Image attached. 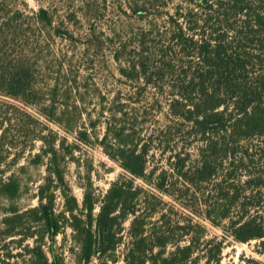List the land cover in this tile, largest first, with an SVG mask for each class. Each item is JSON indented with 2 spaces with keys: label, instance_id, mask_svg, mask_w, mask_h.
Listing matches in <instances>:
<instances>
[{
  "label": "trees",
  "instance_id": "1",
  "mask_svg": "<svg viewBox=\"0 0 264 264\" xmlns=\"http://www.w3.org/2000/svg\"><path fill=\"white\" fill-rule=\"evenodd\" d=\"M42 1L34 11L0 0V97L75 142L2 103L14 113L0 120V167L11 149L15 166L29 143L27 164L44 176L37 205L21 210L25 167L0 168V235L17 238L1 264H62L53 244L66 229L75 264H115L125 234L124 264H200L199 253L218 264L224 241L202 240L190 218L171 220L136 180L235 242H259L264 256V0ZM79 144L99 146L125 173L100 200L87 180L79 202L66 181ZM156 156L165 167L153 180Z\"/></svg>",
  "mask_w": 264,
  "mask_h": 264
},
{
  "label": "rangeland",
  "instance_id": "2",
  "mask_svg": "<svg viewBox=\"0 0 264 264\" xmlns=\"http://www.w3.org/2000/svg\"><path fill=\"white\" fill-rule=\"evenodd\" d=\"M28 5V8L36 11L39 7L46 6V3L42 0H25ZM117 16V13H114V17ZM135 23V21H133ZM59 43V42H57ZM60 44V43H59ZM101 78L107 76L105 73L108 72L107 69L101 68ZM110 72H114L113 67L110 66ZM112 79V78H111ZM8 103L11 105H15L20 107L30 113L31 115L38 117L40 121L47 124L51 129L58 131L61 136H65L66 134L62 132L59 128L55 125L47 123L42 117L39 116L37 111L32 107L24 106L16 101L1 98L0 97V120L7 116L8 112L11 113V117H13L14 111L10 107H6L2 103ZM6 124V123H5ZM11 130H15L12 128ZM17 137V135H13ZM67 141L69 144L75 142L73 135H66ZM77 144V143H76ZM26 150L24 152L23 157L18 161L15 166L10 164L12 157L14 156V152L12 149L9 152V158L2 163L0 168H4L8 170L5 176L10 175L12 172L17 174L18 169L20 166L25 167V171H20L18 176L21 181V195L18 200H16L17 207L21 210L32 208L37 205L36 200V191L37 187L41 184V179L44 176V167L38 166L34 167L27 164L29 151L27 147L29 143H26ZM40 146L39 142L34 144V148L32 153H36ZM17 152V151H16ZM158 155V154H157ZM148 169L152 167L158 168L155 171L153 176V180L157 177L159 169L165 167V158L163 156H156L154 159H150L148 164ZM125 173L123 170L110 160L102 151V149L97 145H84L79 144L78 149L74 150V160L69 161L65 167V178L67 183L69 184L73 195L77 198L79 202L82 200L83 188L84 185L88 182L92 185L93 191L96 195L97 200H100L101 197L105 194L106 190L108 189L110 183L116 180L119 177H123ZM135 184L143 186V188L147 191H150L160 197L163 202L165 203L163 206L164 211L166 212L171 220L178 221V222H185L187 218H190L193 223H199L203 228V238L202 240H210L216 238L217 240H223V250L221 254V260L218 264H242L246 260H258L264 263V256H260L257 254L258 250H261L262 247L259 245V242L252 241L248 243H237L231 237L227 236V234L222 230V226H214L208 220L204 219L201 215L194 214L190 209L181 205L173 197H170L166 194H162L158 192L156 189L153 188L152 185H149L142 180H136ZM63 200L59 192H56V202H55V209L57 211L62 210ZM7 206V203L0 199V232L4 228L2 224V219L5 216L4 208ZM196 208V207H195ZM95 212H97V207ZM159 216L156 215L155 218L157 219ZM125 227H128V223H125ZM11 239L17 238H9L3 237L0 235V264L1 261L6 259L7 251H11L12 254L15 253L14 244L10 243ZM31 243V241H27ZM128 242V236L124 235V244L118 248L117 262L115 264H124L123 262V254L125 247ZM47 246V245H46ZM73 244L70 241V230H65V235H59L56 238L55 243L53 244V249L55 254L57 253L63 259L62 264H75V256L70 251V248ZM46 250V249H45ZM200 255V264H203V257ZM7 262V260H6ZM90 264H98L97 260H93Z\"/></svg>",
  "mask_w": 264,
  "mask_h": 264
}]
</instances>
